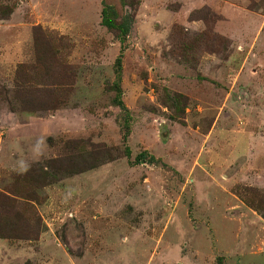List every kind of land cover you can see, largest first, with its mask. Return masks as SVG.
I'll return each mask as SVG.
<instances>
[{"label": "rangeland", "instance_id": "rangeland-1", "mask_svg": "<svg viewBox=\"0 0 264 264\" xmlns=\"http://www.w3.org/2000/svg\"><path fill=\"white\" fill-rule=\"evenodd\" d=\"M0 264H264V0H0Z\"/></svg>", "mask_w": 264, "mask_h": 264}, {"label": "trees", "instance_id": "trees-1", "mask_svg": "<svg viewBox=\"0 0 264 264\" xmlns=\"http://www.w3.org/2000/svg\"><path fill=\"white\" fill-rule=\"evenodd\" d=\"M101 22H102V25L105 26L106 28L108 29L112 28L111 22L105 18L104 10L101 13Z\"/></svg>", "mask_w": 264, "mask_h": 264}]
</instances>
